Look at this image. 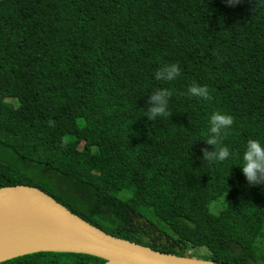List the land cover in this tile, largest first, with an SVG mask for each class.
Returning <instances> with one entry per match:
<instances>
[{
    "label": "trees",
    "instance_id": "16d2710c",
    "mask_svg": "<svg viewBox=\"0 0 264 264\" xmlns=\"http://www.w3.org/2000/svg\"><path fill=\"white\" fill-rule=\"evenodd\" d=\"M171 63L180 76L153 78ZM193 84L209 98L187 95ZM161 88L171 113L149 121ZM215 111L233 117L232 152L264 140V0H0V187H37L162 253L205 246L207 261L264 264V188L228 168L233 156L202 158ZM104 263L52 251L0 262Z\"/></svg>",
    "mask_w": 264,
    "mask_h": 264
},
{
    "label": "water",
    "instance_id": "95a60500",
    "mask_svg": "<svg viewBox=\"0 0 264 264\" xmlns=\"http://www.w3.org/2000/svg\"><path fill=\"white\" fill-rule=\"evenodd\" d=\"M13 203L25 204L44 212L51 217L65 237L38 244L0 262L24 254L52 251L88 254L104 259V264L110 261L117 264H218L162 253L113 236L72 213L56 199L34 186L16 184L0 187V209Z\"/></svg>",
    "mask_w": 264,
    "mask_h": 264
},
{
    "label": "clouds",
    "instance_id": "9594fccd",
    "mask_svg": "<svg viewBox=\"0 0 264 264\" xmlns=\"http://www.w3.org/2000/svg\"><path fill=\"white\" fill-rule=\"evenodd\" d=\"M239 2L240 0H225V3L230 6H234ZM180 73L179 65L171 63L155 71L153 78L157 81L171 82L180 76ZM171 95L172 92L168 88L158 89L148 95V107L146 115H144L147 120L153 121L157 118L169 117L171 113L169 111ZM187 95L208 99L210 93L206 86L193 84L187 88ZM232 125L233 117L226 112L215 111L210 114L208 118V135L206 139L202 140L205 145L212 146V150L201 149L202 158L208 162L219 164L228 161L230 156H233L239 162L230 163L228 168L230 165H238L247 186L264 188V140L250 138L239 153H234L223 143Z\"/></svg>",
    "mask_w": 264,
    "mask_h": 264
},
{
    "label": "bare ground",
    "instance_id": "6f19581e",
    "mask_svg": "<svg viewBox=\"0 0 264 264\" xmlns=\"http://www.w3.org/2000/svg\"><path fill=\"white\" fill-rule=\"evenodd\" d=\"M63 237L51 217L34 207L13 203L0 209V261Z\"/></svg>",
    "mask_w": 264,
    "mask_h": 264
},
{
    "label": "rangeland",
    "instance_id": "374dc122",
    "mask_svg": "<svg viewBox=\"0 0 264 264\" xmlns=\"http://www.w3.org/2000/svg\"><path fill=\"white\" fill-rule=\"evenodd\" d=\"M224 200H220L218 202H213L210 206L212 212H218L223 204ZM191 258L207 261L209 259V251L205 246H201L193 250V252L189 255Z\"/></svg>",
    "mask_w": 264,
    "mask_h": 264
}]
</instances>
